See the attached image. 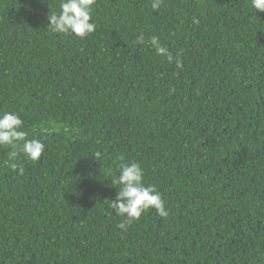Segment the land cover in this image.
<instances>
[{
    "label": "trees",
    "instance_id": "16d2710c",
    "mask_svg": "<svg viewBox=\"0 0 264 264\" xmlns=\"http://www.w3.org/2000/svg\"><path fill=\"white\" fill-rule=\"evenodd\" d=\"M59 3L0 0V115L45 145L0 146V264H264V12L96 0L81 39L47 27ZM133 161L168 215L125 231L112 178Z\"/></svg>",
    "mask_w": 264,
    "mask_h": 264
},
{
    "label": "clouds",
    "instance_id": "9594fccd",
    "mask_svg": "<svg viewBox=\"0 0 264 264\" xmlns=\"http://www.w3.org/2000/svg\"><path fill=\"white\" fill-rule=\"evenodd\" d=\"M96 0H60L59 12L48 15V28L53 33L74 35L81 39L92 34L96 30V24L92 21L93 6ZM160 0H153L152 8L158 9ZM251 7L257 13L264 12V0H251ZM193 23L199 21L193 19ZM136 43L149 44L157 55L166 56L169 62L173 61L172 54L164 47L157 36H152L148 41L141 33L136 38ZM177 67L181 62L176 60ZM23 120L15 112H4L0 115V146L11 149L8 156L16 158L18 153H23L28 161L36 162L41 158L45 145L39 139H27L28 133L23 129ZM100 153H96L98 157ZM112 184L117 188L111 206L116 213L123 217L118 228L127 231L128 227L138 221L143 213L149 209H155L161 217H166L164 201L161 193L154 185L145 186L144 171L136 162L121 164L119 175H114Z\"/></svg>",
    "mask_w": 264,
    "mask_h": 264
}]
</instances>
